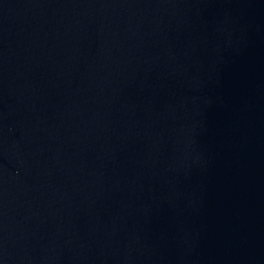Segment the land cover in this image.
Listing matches in <instances>:
<instances>
[{"label": "water", "instance_id": "obj_1", "mask_svg": "<svg viewBox=\"0 0 264 264\" xmlns=\"http://www.w3.org/2000/svg\"><path fill=\"white\" fill-rule=\"evenodd\" d=\"M0 264H264V0H0Z\"/></svg>", "mask_w": 264, "mask_h": 264}]
</instances>
